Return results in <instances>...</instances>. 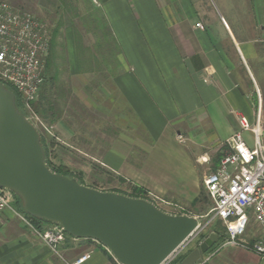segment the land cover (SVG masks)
<instances>
[{"label": "crops", "instance_id": "0c3cea01", "mask_svg": "<svg viewBox=\"0 0 264 264\" xmlns=\"http://www.w3.org/2000/svg\"><path fill=\"white\" fill-rule=\"evenodd\" d=\"M29 3L44 15L61 2ZM86 9L92 13L88 44L72 35L66 59L80 108L74 114L61 106L52 124L57 147L90 154L75 141L101 111L106 126L99 130L107 141L93 159L103 170L157 198L191 203L204 175L219 163L210 155L239 130L237 112L252 124L259 121L264 142V33L237 39L228 28L217 35L188 0H89ZM73 166L81 175L79 164ZM58 248L68 261L89 254L82 264H117L94 239L67 236ZM0 264L67 263L5 210Z\"/></svg>", "mask_w": 264, "mask_h": 264}, {"label": "water", "instance_id": "95a60500", "mask_svg": "<svg viewBox=\"0 0 264 264\" xmlns=\"http://www.w3.org/2000/svg\"><path fill=\"white\" fill-rule=\"evenodd\" d=\"M0 186L21 199L28 215L59 224L74 237L99 241L121 264H163L184 239L206 226L195 216L167 213L145 198L100 190L53 171L40 131L2 82ZM217 241L215 233L206 234L183 264L201 261Z\"/></svg>", "mask_w": 264, "mask_h": 264}, {"label": "built area", "instance_id": "2783aa9c", "mask_svg": "<svg viewBox=\"0 0 264 264\" xmlns=\"http://www.w3.org/2000/svg\"><path fill=\"white\" fill-rule=\"evenodd\" d=\"M196 26L201 29L205 27L202 22H198ZM49 49L50 32L37 17L8 2L0 3V82L18 92L23 113L38 130L44 128L46 132L53 134L52 127L45 125L35 110V103L44 83V64ZM236 117L239 130L223 143V152L217 167L203 177V185L213 202L207 216L209 223L220 219L225 225L228 235L225 245H242L257 253L264 264V240L240 241L251 220L264 233L262 129L259 121L252 124L249 117L241 112H237ZM245 132L252 134V143L245 137ZM14 197L13 192L0 186V212L12 211L67 264H82L89 258V254H85L73 261L65 260L58 245L65 240L67 232L55 223L43 230L38 229L26 212L15 208ZM195 217L200 222V216ZM200 232L197 230L184 239L163 264H169L183 254ZM105 248L115 262L121 264L106 246ZM195 264H204V261L202 259Z\"/></svg>", "mask_w": 264, "mask_h": 264}, {"label": "rangeland", "instance_id": "374dc122", "mask_svg": "<svg viewBox=\"0 0 264 264\" xmlns=\"http://www.w3.org/2000/svg\"><path fill=\"white\" fill-rule=\"evenodd\" d=\"M28 1L25 0V3H28ZM183 1L185 2V0ZM2 2H8L20 10L31 13L48 28L55 45H53V49H49L48 56H51V64L46 68V60L44 68H46L48 77L51 80H53V76L57 71L59 74L57 82H55L56 80L50 81V79H48L46 93L44 92V94L48 96V101L57 102L58 107L67 106L68 109L66 111L75 114L74 110L80 108L79 103L81 102L80 97L76 94L77 91L74 88L76 86L73 84V78L69 73V63H67L66 60L69 52L68 43L70 41L68 42V40H70L73 35L74 39H81L82 37L85 46L88 44L87 38L88 34H90L89 30L92 29V13L86 9L89 0H59V3H61L58 9L49 14L45 13L44 15L40 13L39 10L34 9L32 3L25 4L23 0H0V3ZM188 3L199 9L201 14L200 17L211 22L212 29L217 35L220 34V32L223 33L225 30H228V28L233 31L237 39L248 37L252 39L264 33V0H188ZM61 90L65 91L64 95L60 92ZM39 116L41 115L39 114ZM104 118V114L101 111L96 114L95 121L90 123L92 126H86L84 131H80L82 136L79 133L81 138L75 141L81 147H84L86 151L91 152L90 154L84 155L83 153H77L73 148L65 144H61L63 147H57V139L55 138L56 143L49 145V161L55 166L60 164L66 166L73 174L79 177L81 176L84 183H88L86 185H94L91 187L104 191L116 189L134 192L135 188H133V186L116 180L114 175L104 171L102 165L93 159V151L100 150V147H104L107 141V139L104 138L105 142H103L101 137L104 136V133H100L99 130L106 126L103 121ZM42 121L45 125L49 126L46 121L43 119ZM50 127L54 130L53 126L50 125ZM42 131L45 132L44 128H42ZM53 134L48 133L50 137H54ZM247 140L250 142V136L247 137ZM68 143L73 145L71 140H68ZM222 152L223 149H218L217 152L210 155L212 160L216 162V159ZM74 164H79L78 168H82L78 170L81 175L76 171L77 166H75L74 169ZM209 172L208 170L207 173ZM200 192L207 195L203 183L200 186L199 193ZM145 194L163 211L170 214L178 213L200 216L201 223L206 225L201 233L188 245L184 253L198 246L201 240V234L209 233L211 225L208 217L211 209L209 203L195 205L192 204V202H172L169 201L167 197L162 199L157 198L148 194L147 191H145ZM252 238L264 240L263 231L253 220L249 223L247 231L240 241L250 242ZM226 241L219 243L216 245V249L204 254V258L209 259L207 264H263L257 253L246 249L242 245H225Z\"/></svg>", "mask_w": 264, "mask_h": 264}, {"label": "trees", "instance_id": "16d2710c", "mask_svg": "<svg viewBox=\"0 0 264 264\" xmlns=\"http://www.w3.org/2000/svg\"><path fill=\"white\" fill-rule=\"evenodd\" d=\"M50 35H51V33H50ZM77 40H78V38H77ZM50 41H51L50 48L53 49V45H55V42L52 39V37L50 38ZM81 48H82V51H83L82 53H84V55L86 56L85 52L88 50V48H86L85 46L84 47H81ZM51 54H53V53H51ZM46 60H47V62H46V68H48L50 66V64H51L50 63L51 62V56L50 57L47 56ZM84 61H86V60L84 59ZM46 68H44V83H43V85L41 87V90H40V93H39V96H38V100L35 103V110L37 111L38 114L41 115L40 117L44 121H46V123H48L49 126L50 125L52 126L53 122H55V120H57L60 117V114H61V111H62V107H58L57 106V102L55 103V101H51V100L48 101V99H47L48 96H46L44 94V92L46 93V89H47L46 88V84L48 83V79H50L48 77L47 72H46ZM58 74H59V72L57 71L56 74L53 76V80L50 79V81H55L56 80L55 82H57L58 81ZM8 87L15 92L17 106L19 107L20 110H22V106H21V102H20V96H19L18 92L13 87H11V86H8ZM58 89H59V87H58ZM60 92L63 95L65 94V91L64 90H61ZM39 131L41 133L42 143H43V146H44L45 151H46V158H47L48 166L53 171H55L57 173L66 175L68 177H75L81 183H84L83 178L81 176L79 177V176L73 174L66 166H64L62 164H60L58 166H55L52 163H50V161H49V154H50L49 145H52V144L56 143L55 142L56 136L53 134L54 137H50L48 135V133H46V131L45 132L42 131V128H40ZM221 155L222 154L219 155L218 160L220 159ZM112 191H117V190L116 189H113ZM206 193H207V191H206ZM131 195L134 196V197L145 198L147 200H150L149 197L146 196L145 191L142 190V189L135 188V191ZM202 203H209V205L211 206V208L213 206V202L209 198L208 194L207 195L206 194L204 195L202 192H200L198 194V196L192 201V204L199 205V204H202ZM15 205H16L17 209L25 212L23 210V206H22L21 199L19 197H17L16 195H15ZM30 217L32 218L33 223L35 224V226L38 229H41V230L45 229V226H49V225H52L53 224V223H51V222H49L47 220L38 219V218H35V217H32V216H30ZM209 233H215L216 235H218V241L214 244L213 247L210 248L209 252H211L213 249H216V245H218L219 243H221L223 241H226L227 238H228V235H227V232H226V227H225V225L223 224V222L220 219H215V220H213L211 222ZM209 233L201 234V239L204 238L205 235L206 234H209ZM67 236H72V235H70V234L67 233ZM190 252H192V250H189L186 253H183V254L178 255L169 264H182L183 261H184V259L190 254ZM112 259H113V257H112Z\"/></svg>", "mask_w": 264, "mask_h": 264}, {"label": "flooded vegetation", "instance_id": "af4514ba", "mask_svg": "<svg viewBox=\"0 0 264 264\" xmlns=\"http://www.w3.org/2000/svg\"><path fill=\"white\" fill-rule=\"evenodd\" d=\"M202 239H203V238H202ZM202 239H201V240H202ZM199 245H200V242H199L198 246H199ZM193 249H194V248H193Z\"/></svg>", "mask_w": 264, "mask_h": 264}]
</instances>
